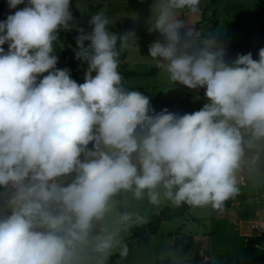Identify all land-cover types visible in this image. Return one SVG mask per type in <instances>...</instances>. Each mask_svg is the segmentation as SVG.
<instances>
[{"label": "clouds", "instance_id": "9594fccd", "mask_svg": "<svg viewBox=\"0 0 264 264\" xmlns=\"http://www.w3.org/2000/svg\"><path fill=\"white\" fill-rule=\"evenodd\" d=\"M199 5L154 0L147 19L163 36L148 49L156 66L175 84L205 89L207 102L182 115L154 112L122 81L120 52L136 33L110 30L105 11L91 15L90 31L77 27L82 83L56 67L58 30L76 27L70 0H27L0 20V264L123 260L125 234L147 222L130 201L218 209L239 192L242 172L264 176V47L258 59L226 62L215 35L179 18ZM160 262L181 259L168 249Z\"/></svg>", "mask_w": 264, "mask_h": 264}, {"label": "rangeland", "instance_id": "374dc122", "mask_svg": "<svg viewBox=\"0 0 264 264\" xmlns=\"http://www.w3.org/2000/svg\"><path fill=\"white\" fill-rule=\"evenodd\" d=\"M153 2L154 0H70V10L76 27L58 30L60 43L55 46V54L58 57L56 67L64 68L61 66L62 63L64 64V53L72 60L73 66L68 64L67 67L71 78L73 73L77 72V82L84 81L87 62L74 55V49L77 48L75 41L78 34L77 27L90 31L88 20L91 15L103 10L111 18V24L119 23L124 32L129 30L143 32L147 28L144 36L136 38V43L129 46L126 59L128 69L143 74L155 68L156 64L149 56V45L156 40L163 42V38L158 30L150 31L147 23ZM26 3L27 0H24V3L15 8L8 7L9 14L24 7ZM77 5L84 7L86 11H82ZM256 6L257 0H200L199 12L192 13L185 9L181 11L179 18L185 20L188 26L193 27L201 36L208 32L215 35L225 47L226 62L231 63L237 54L248 52L252 53L254 59H258V50L263 46L256 19L252 16L247 20L239 15L241 10L251 11ZM111 24L108 25L110 30ZM88 43L89 41H85L86 45ZM3 47L7 50V42ZM46 74L47 72L41 73L38 78ZM92 74L95 75V72ZM124 83L128 88L137 89L148 96L154 112L166 108L170 112L182 115L199 110L207 102V97L202 94V89L205 90L203 87L196 90L180 83L175 84L167 79L161 69L153 75L130 77ZM88 147H92L91 142ZM239 187V192L226 200L221 208L191 206L184 216L163 221L158 234L152 237L149 244L138 242L129 230L125 234L129 246L128 256L121 260L118 254L113 255L110 264H154L160 262L161 253L168 249L175 250L179 254L181 264H191V260L201 252H204V256L210 255L212 264H225L228 258L242 254L245 246L241 245L240 238L234 231L239 226L240 220L251 218L257 209L264 208V176L250 177L246 172H242ZM166 206L173 207L169 202H163L159 206L151 205L146 198L142 201H130L133 210H138L147 217V222L141 224L142 226L147 225L151 217ZM226 208L230 211V215L226 218V226L216 225L212 233L202 231V226L207 224L212 215L215 216L219 209ZM234 213L238 215L235 219ZM262 215L264 217V214ZM203 217L204 223H201L199 218ZM260 226L259 223H255L254 231H260ZM184 248L188 250L187 253L184 252ZM113 258L116 259L111 263Z\"/></svg>", "mask_w": 264, "mask_h": 264}, {"label": "trees", "instance_id": "16d2710c", "mask_svg": "<svg viewBox=\"0 0 264 264\" xmlns=\"http://www.w3.org/2000/svg\"><path fill=\"white\" fill-rule=\"evenodd\" d=\"M239 15L247 20H249L252 16L255 17L261 36V43L264 47V0H257V6L253 10H241L239 12ZM111 30L116 32L117 34H119L120 32H124L120 24L117 22L111 24ZM145 30L143 32H135L136 38L143 37ZM180 31L183 34L185 30L184 28H181ZM225 36L227 35H224V37ZM161 37L163 38L162 34ZM128 51L129 47L122 50L119 56L120 63L118 65V71L121 74L123 82L130 77L139 75H153L160 71V68H158L157 66L143 74L134 70H129L126 62ZM63 57L66 59L69 65H72V60L68 59L64 53ZM73 79L77 81V72L73 73ZM204 93L205 90L202 89V94L204 95V97H206ZM190 208L191 206L187 204L173 207L166 206L162 208L158 213L154 214L147 225H138L131 228L130 230L132 233V237L138 240V242L140 243L149 244L152 237L158 234L163 221L182 217L190 210ZM262 247H264V229L258 231L257 233L247 235L245 238L244 252L240 255H235L228 258L225 261V264H264V249H262ZM183 250L185 253H187L188 251L186 248H184ZM115 259L116 258H113L111 260V263L114 262ZM154 264H161V262H156ZM191 264H212V260L210 255L204 256V252H201L197 257L193 258Z\"/></svg>", "mask_w": 264, "mask_h": 264}, {"label": "crops", "instance_id": "0c3cea01", "mask_svg": "<svg viewBox=\"0 0 264 264\" xmlns=\"http://www.w3.org/2000/svg\"><path fill=\"white\" fill-rule=\"evenodd\" d=\"M63 62H64V64L62 63L61 66L68 67V63L64 57H63ZM233 204L234 203H232V205ZM234 214L236 215L234 217V219H235L236 217H238V215L236 213H234ZM262 214H264V208L257 209L255 212V215L251 218L240 220L239 223L237 221H235V223H238L239 226L237 227L236 231H234V232H235V235L237 234L239 236L238 238H240V242H241L242 246H245L244 243H245V238L247 235L258 232V231H254V229H253V225L255 223H259V225H261L260 230L264 229V217H262L263 216ZM229 215H230V211L227 208L226 209H219L216 212L215 216L212 215L210 217V219L207 221V224L202 226V228H203L202 231H208L209 233H212L213 228L216 227V225L221 226V227L226 226V218ZM204 219H205L204 217L199 218L201 223H204ZM204 248L206 249V247H204Z\"/></svg>", "mask_w": 264, "mask_h": 264}, {"label": "water", "instance_id": "95a60500", "mask_svg": "<svg viewBox=\"0 0 264 264\" xmlns=\"http://www.w3.org/2000/svg\"><path fill=\"white\" fill-rule=\"evenodd\" d=\"M6 5H7V0H0V20H4L1 15Z\"/></svg>", "mask_w": 264, "mask_h": 264}, {"label": "built area", "instance_id": "2783aa9c", "mask_svg": "<svg viewBox=\"0 0 264 264\" xmlns=\"http://www.w3.org/2000/svg\"><path fill=\"white\" fill-rule=\"evenodd\" d=\"M9 14L8 12V6L6 5L5 8H4V11L2 12V18L3 19H6L7 15Z\"/></svg>", "mask_w": 264, "mask_h": 264}]
</instances>
